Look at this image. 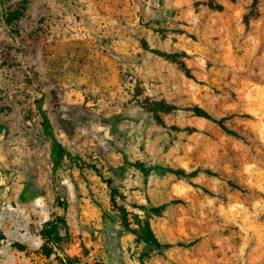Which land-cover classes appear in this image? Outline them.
Returning a JSON list of instances; mask_svg holds the SVG:
<instances>
[{"label": "rangeland", "instance_id": "374dc122", "mask_svg": "<svg viewBox=\"0 0 264 264\" xmlns=\"http://www.w3.org/2000/svg\"><path fill=\"white\" fill-rule=\"evenodd\" d=\"M57 6L99 13L119 61L85 110L42 81ZM97 262L264 264V0H0V264Z\"/></svg>", "mask_w": 264, "mask_h": 264}, {"label": "crops", "instance_id": "0c3cea01", "mask_svg": "<svg viewBox=\"0 0 264 264\" xmlns=\"http://www.w3.org/2000/svg\"><path fill=\"white\" fill-rule=\"evenodd\" d=\"M94 4L98 5L96 1ZM55 13L54 25L51 26L52 77L42 81L50 83V87L61 88L62 91L57 93V110H85L81 104L88 97L87 93H97L100 89L92 84L116 82L115 67L119 61L105 54L107 49L103 38L106 34L101 29L103 20L99 13L91 11L84 14L81 9L74 16L70 11L60 13L58 6ZM40 61L42 68L43 58ZM88 68L91 69L89 72Z\"/></svg>", "mask_w": 264, "mask_h": 264}, {"label": "trees", "instance_id": "16d2710c", "mask_svg": "<svg viewBox=\"0 0 264 264\" xmlns=\"http://www.w3.org/2000/svg\"><path fill=\"white\" fill-rule=\"evenodd\" d=\"M160 55H163L166 59H169L173 62L178 61L177 55L178 53L172 52V53H167V52H161ZM175 106L164 103L163 106L161 107L162 111H169L170 109H174ZM187 109L191 110L195 115L200 116V117H206V118H211V116L201 107L197 105H191L188 106ZM222 129L228 133L237 135V133L229 128H227L224 124L220 122V120H217ZM135 168H137L141 173L147 174L149 171H156L159 173H172L177 177H183V178H190L198 173H205L207 175H218L215 171H213L210 168H200L197 167L195 169L187 171L186 169L182 167H171V166H161V165H147L143 162H134L132 164ZM106 183H110V180H105ZM111 199H113V191L114 188H111ZM123 211V210H122ZM122 215H124V212H122ZM122 219H125L122 217ZM59 226H62L63 228H66V221L63 216L58 215L52 219L46 220L42 224V228L40 230V235L42 238L48 243L55 244L59 239L60 235L58 233V228ZM149 242H155L156 240L152 238L151 240H148ZM95 264H103V263H95Z\"/></svg>", "mask_w": 264, "mask_h": 264}]
</instances>
